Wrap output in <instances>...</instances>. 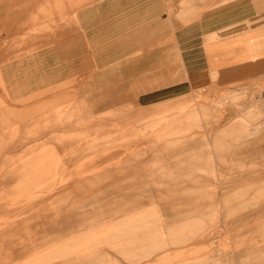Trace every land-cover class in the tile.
Instances as JSON below:
<instances>
[{
  "label": "rangeland",
  "instance_id": "1",
  "mask_svg": "<svg viewBox=\"0 0 264 264\" xmlns=\"http://www.w3.org/2000/svg\"><path fill=\"white\" fill-rule=\"evenodd\" d=\"M176 54L173 76L185 80L159 90L148 87L157 76L149 71L114 73L106 86L101 75L94 86L51 90L24 104L10 103L20 90L0 89V264H264V115L242 116L232 86L187 72L180 48ZM2 78L0 72V85ZM138 81L147 85L145 103L136 97L123 104L125 84ZM93 92L103 102L112 94L114 106H90ZM107 164L128 165L112 172ZM246 173L248 184L239 178ZM112 175L123 178L130 208H137L131 212L145 218L129 234L114 226L97 231V218L84 210L91 201L75 210L92 196L93 184L75 198L60 195L68 183ZM228 185L252 187L248 201L260 207L253 230L225 233L239 205L234 196L226 202ZM64 205L86 214L61 216ZM203 234L208 242L199 240Z\"/></svg>",
  "mask_w": 264,
  "mask_h": 264
},
{
  "label": "crops",
  "instance_id": "2",
  "mask_svg": "<svg viewBox=\"0 0 264 264\" xmlns=\"http://www.w3.org/2000/svg\"><path fill=\"white\" fill-rule=\"evenodd\" d=\"M194 10H200L196 20ZM179 24L186 27L174 28ZM19 42L24 44L20 46ZM178 48L187 72L217 78L219 87L232 86L235 105L239 96L244 106L242 116L249 111L264 115V0H0V89L21 92V102L15 98L10 103H32L55 89L80 91L87 86L83 82L94 86L101 75L106 76L101 80L104 84H113L114 73L149 71L157 76L148 87H169L185 80L173 76L179 73L175 65ZM164 63L167 67L162 71L159 67ZM146 88L144 81L132 85L127 82L123 93L127 100L123 104L132 103L136 97L145 103ZM111 95L108 93L103 102L93 92L88 104L112 107ZM77 99L82 101L79 95ZM234 111L238 113L236 106ZM235 126L233 122L230 127ZM113 165L119 164H107V168L124 172L128 164ZM108 177L111 181L102 185ZM115 177L68 183L60 195L72 199L84 191L82 186L93 184L92 196L75 210L91 201L84 210L89 209V216L97 218V231L114 226L121 228L124 235L129 234L130 227L145 226V218L142 213L131 212L137 208H130L133 200L123 192V178ZM249 177L248 173L239 174L245 184ZM251 192V186L235 190L228 185L224 190L227 203L232 196L239 200L235 226L231 228L226 221L225 233H235L241 227L249 232L256 226L260 207L248 201ZM114 193L119 196L112 203L106 198ZM102 199L106 201L101 203ZM67 207L58 206L63 211L61 216L76 218L86 214L71 213L75 205ZM158 228L160 234L164 233L163 223L155 222ZM210 238L203 234L199 240L205 243ZM185 239L192 240L182 238Z\"/></svg>",
  "mask_w": 264,
  "mask_h": 264
}]
</instances>
